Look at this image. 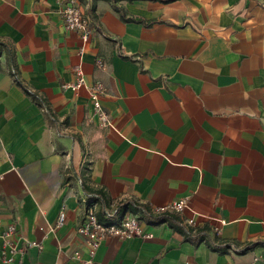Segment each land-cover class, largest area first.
<instances>
[{
	"label": "crops",
	"instance_id": "0c3cea01",
	"mask_svg": "<svg viewBox=\"0 0 264 264\" xmlns=\"http://www.w3.org/2000/svg\"><path fill=\"white\" fill-rule=\"evenodd\" d=\"M79 5L87 41L58 0H0V42L13 55L0 57V264L263 263L264 248L222 254L143 220L147 237L106 236L93 252L79 228L85 179L111 206L187 198L180 214L210 240L264 241V0L117 4L144 24L122 21L109 0ZM77 70L84 84L64 88ZM96 83L111 127L94 116ZM7 242L35 245L13 255Z\"/></svg>",
	"mask_w": 264,
	"mask_h": 264
},
{
	"label": "trees",
	"instance_id": "16d2710c",
	"mask_svg": "<svg viewBox=\"0 0 264 264\" xmlns=\"http://www.w3.org/2000/svg\"><path fill=\"white\" fill-rule=\"evenodd\" d=\"M109 1L113 3L115 10L119 13L120 18L125 23L138 22L144 24L143 20L136 21L135 19L128 17L123 9L117 7V4L121 1L134 2L136 0ZM94 8L95 7L92 6L89 10L92 17H94ZM149 25L151 24L149 23ZM3 51L8 55V57H10V59L11 56L13 57L9 45L0 42V57ZM12 76L14 77L16 84L21 87L34 102H36L45 110L47 109L46 101L40 97L37 92H31L27 89V87L20 80L15 69L12 72ZM47 115H50L53 118L51 112L48 109ZM82 182L86 198V205L88 206V209H94V215L97 221L102 225L110 226L119 224L127 213H132L133 215L138 216L139 220H143L152 226L157 227L163 224H168L175 231L182 234L189 242H192L195 245L206 243L210 249L218 251L222 254H227L230 252V250H234L237 254L243 255L254 251L257 248H264V241H258L241 247L239 242L235 240H223L218 234H216L215 237L210 240L206 234L198 232L194 226L185 223L186 220L182 214L170 210L160 211L158 208L152 207L149 204H142L134 200H123L118 202L115 206H111V203L107 198V194L103 190H93L89 188L85 179H83Z\"/></svg>",
	"mask_w": 264,
	"mask_h": 264
},
{
	"label": "built area",
	"instance_id": "2783aa9c",
	"mask_svg": "<svg viewBox=\"0 0 264 264\" xmlns=\"http://www.w3.org/2000/svg\"><path fill=\"white\" fill-rule=\"evenodd\" d=\"M62 6L61 15L69 29L78 31L82 38L87 41L90 37L89 20L84 15L79 5V0H58ZM103 62H100L102 65ZM84 84L82 72L76 71V83L72 85H66L64 88L77 91ZM91 100L93 103L94 116L98 120V123L103 127H111L113 125L112 116L104 109L101 98L105 93V88L101 83H96L90 89ZM2 177L0 176V180ZM86 201H84L85 203ZM188 199H180L172 202L166 207L158 208V210H170L177 213H183L188 208ZM65 220V214L60 215L59 223L62 224ZM188 225H193L194 221L186 219ZM1 224V221H0ZM16 229L14 226H9L6 232V238L15 234ZM79 234L87 239L88 244L91 246L93 252L98 248L100 242L106 236H114L118 238H132V237H147V234L143 228V221L133 215H126L119 224L105 226L100 224L95 215L94 209H87L85 220L79 228ZM30 243H25L22 247L16 244L7 242L4 245L6 253L10 252L13 255H23L28 247H31ZM261 264H264L261 263Z\"/></svg>",
	"mask_w": 264,
	"mask_h": 264
}]
</instances>
